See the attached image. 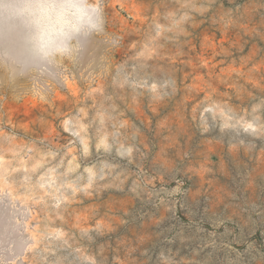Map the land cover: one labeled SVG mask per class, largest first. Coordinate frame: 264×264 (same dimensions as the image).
<instances>
[{
    "label": "rangeland",
    "instance_id": "obj_1",
    "mask_svg": "<svg viewBox=\"0 0 264 264\" xmlns=\"http://www.w3.org/2000/svg\"><path fill=\"white\" fill-rule=\"evenodd\" d=\"M0 264H264V0H0Z\"/></svg>",
    "mask_w": 264,
    "mask_h": 264
}]
</instances>
